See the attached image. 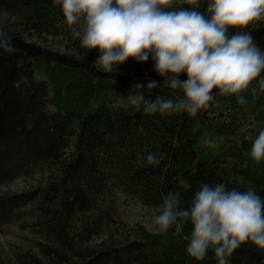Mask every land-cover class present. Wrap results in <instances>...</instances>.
Listing matches in <instances>:
<instances>
[{
    "label": "trees",
    "instance_id": "trees-1",
    "mask_svg": "<svg viewBox=\"0 0 264 264\" xmlns=\"http://www.w3.org/2000/svg\"><path fill=\"white\" fill-rule=\"evenodd\" d=\"M1 15L0 27L16 51H0V224L25 217L32 236L16 252L18 264H216L211 249L199 261L186 254L190 224L182 234L174 226L160 232L138 222L130 230L120 206L156 215L163 194L180 191L187 205L204 181L239 189L251 184L264 197V161L252 158V142L207 149L201 139L206 109L196 115L143 112L141 92L154 99L182 90L163 80L151 56L144 62L128 57L116 72L103 71L94 63L98 50L84 53L55 0H0ZM240 30H250L264 48V17ZM178 76L186 78L183 71ZM149 78L161 83L151 90L137 85ZM250 84L256 92H240L242 106L255 100L260 107L259 76ZM224 98L240 107L237 94ZM257 114L264 118V106ZM216 132L224 140L236 130L221 124ZM147 151L164 156L152 165L143 159ZM19 177L31 180L25 189H1ZM180 177L188 179L187 189L177 183ZM231 264H264V249L246 240Z\"/></svg>",
    "mask_w": 264,
    "mask_h": 264
},
{
    "label": "clouds",
    "instance_id": "clouds-1",
    "mask_svg": "<svg viewBox=\"0 0 264 264\" xmlns=\"http://www.w3.org/2000/svg\"><path fill=\"white\" fill-rule=\"evenodd\" d=\"M64 21L79 37L84 53L96 48L95 59L105 72H116L128 57L135 61H153L155 71L168 85L180 88L182 95L146 98L140 93L138 107L145 113L171 115L186 112L196 115L217 102V90L237 94L254 78L264 86V48L255 41L250 21L264 17V0H55ZM180 5V6H177ZM203 6V10H202ZM232 29V31H230ZM0 51L12 53V37L0 27ZM83 53V55H84ZM83 58V56H82ZM17 63H22L18 58ZM186 74L180 79L178 74ZM19 86V81L14 82ZM161 83L149 78L137 84L147 90ZM250 154L264 159V128L258 131ZM163 152L147 151L143 159L156 165ZM182 189L189 181L180 177ZM180 191L162 195L154 217L158 231L174 226L181 233L191 225L186 254L203 260L209 249L216 264H231L233 251L249 240L264 249V197L248 184L243 189L223 182H201L187 205L181 203Z\"/></svg>",
    "mask_w": 264,
    "mask_h": 264
},
{
    "label": "rangeland",
    "instance_id": "rangeland-1",
    "mask_svg": "<svg viewBox=\"0 0 264 264\" xmlns=\"http://www.w3.org/2000/svg\"><path fill=\"white\" fill-rule=\"evenodd\" d=\"M0 17H3L2 15ZM3 19V18H2ZM253 92L255 94V85L250 84L243 91ZM221 97V98H220ZM217 102L207 108L204 115L206 119V128L201 134V139L207 149L216 147H224L230 143H240L242 147L243 141L253 143L255 136L261 128H264V118H258L257 110L264 106H256L255 100L251 101L247 106L234 107L224 98V93H219L217 90ZM221 124H231L234 126L236 133L226 136L224 140L218 137L216 130ZM264 161V159H262ZM31 180L25 178H15L1 186L2 190L15 193L25 189ZM122 203V201H120ZM122 225L132 230L135 224L142 223L150 230H158L155 224V215L147 209L141 208L138 205L120 206ZM22 221V222H20ZM27 218L17 216L12 219H7L0 224V259L10 261L13 264H18L16 260V252L21 251L27 242L31 239V232L28 230ZM20 264V263H19Z\"/></svg>",
    "mask_w": 264,
    "mask_h": 264
}]
</instances>
